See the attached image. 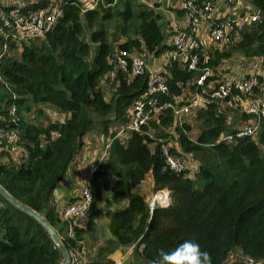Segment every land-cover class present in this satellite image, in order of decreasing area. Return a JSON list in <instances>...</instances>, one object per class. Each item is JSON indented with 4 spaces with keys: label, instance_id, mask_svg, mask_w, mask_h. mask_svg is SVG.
<instances>
[{
    "label": "trees",
    "instance_id": "obj_1",
    "mask_svg": "<svg viewBox=\"0 0 264 264\" xmlns=\"http://www.w3.org/2000/svg\"><path fill=\"white\" fill-rule=\"evenodd\" d=\"M83 1L22 2L18 9L22 15L49 6L60 10L54 25L42 37L28 42L9 36L10 27L3 24L2 16L9 18L15 6H2L0 127L14 125L10 112L14 108L25 153L14 160L0 152V186L45 217L69 254L80 250L79 242H85L86 235H94L95 221L103 216L102 202L110 207L126 199L124 207L106 212L114 239L101 245L89 264H114L109 254L119 246L135 243L143 259L153 264L158 249L170 252L185 240L197 242L210 254L212 264H226L235 253L240 259L251 256L264 264V124L254 137L216 143L219 135L234 132L236 120L243 123L250 117L233 99L234 95L245 96L233 86V95L224 99V106L212 100L186 115L184 118L193 115V121L199 122L198 135L192 140L190 127L185 120L181 125L175 123L168 104L178 105L195 90L191 81L197 71L171 61L165 67L168 90L155 95L156 103L166 106L140 130L116 136L127 122L128 109L146 89L145 76L128 75L130 56L156 58L167 49L161 27L166 17L161 12L168 15L164 5L171 0H152L150 5L139 0H116L113 4V0H101L93 8H84ZM245 1L258 12L259 20L229 43L200 52L198 67L214 70L224 63L234 64V55L264 62V0ZM175 12L184 14L183 9L176 8ZM115 50L128 54L126 71L108 62ZM111 71L116 74L113 79ZM246 75L253 74L242 76ZM255 77L261 82L262 75ZM101 80H106V88L112 90L108 100ZM260 88L255 87L252 96L257 97L258 90L264 94ZM45 107L64 116L63 121H51ZM35 110L45 122L20 116L22 111L30 114ZM93 130L103 136L92 142L100 144L105 159L87 181L92 200L83 223L73 226L72 236L62 235L58 226L66 227L67 221L59 218L53 193L84 145V137ZM53 131H58V136L51 138ZM151 143H155L153 149ZM162 145L187 161L199 162L193 178L188 170L167 168ZM108 171L114 180L107 178ZM149 172L153 192L168 189L171 199L169 205L157 206L151 212L144 197L132 191ZM61 261L59 250L41 225L0 194V264Z\"/></svg>",
    "mask_w": 264,
    "mask_h": 264
},
{
    "label": "built area",
    "instance_id": "obj_2",
    "mask_svg": "<svg viewBox=\"0 0 264 264\" xmlns=\"http://www.w3.org/2000/svg\"><path fill=\"white\" fill-rule=\"evenodd\" d=\"M23 0L22 2H25ZM101 0H84V8H93ZM116 0H113V4ZM15 5V8L9 13L12 22L9 18L2 16L3 24L10 27L9 36L19 42H28L43 36L44 32L50 29L60 15L58 6H49L45 9L29 12L22 15L18 9L23 5ZM88 2V3H87ZM169 6L175 12V9H183L184 14L179 15L176 12H171L169 9L168 15V31L165 37L167 49L159 56H163V66L153 58L152 61L147 60L142 55H132L130 76H145L146 89L138 99H136L127 111V122L118 130L117 135H125L128 131H138L141 126L147 124L149 120L154 118L166 105H158L155 95L158 93H166L168 90L165 67L169 62L176 61L188 71H197V74L191 81L195 86V90L188 94L187 98L178 105L168 104L173 111L175 123L182 124V120L186 115L192 114L199 108L206 107L209 102L215 100L221 102L224 106V99L233 95L232 87L238 89L244 98L234 95L233 99L240 103L242 112L250 115L232 134H221L216 143L233 142L243 136H255L260 126L264 124V94L257 91V97L253 95L255 87L260 88L261 82L255 77L256 75L241 76L238 80H233L230 76H224V72L229 69L227 63L221 67L212 69L208 66L198 67L199 53L210 51L218 44L224 45L231 40L238 38L241 31L257 20L259 14L251 8L245 0H238L234 5L228 6L226 10H222L217 0H205L201 4L196 3V0H171ZM177 2V3H175ZM241 2V3H240ZM91 3V4H90ZM175 3L176 7H173ZM168 7V6H166ZM164 6V8H166ZM204 27V28H203ZM1 30V29H0ZM206 33L209 36L211 43L205 46L206 37L201 36V33ZM8 37V35H4ZM6 47V46H4ZM214 47V48H211ZM199 51V52H198ZM123 51L115 50L108 57V62L113 64L115 69L122 71L127 70V57ZM205 60L207 56L204 53ZM115 72L111 71L110 78L115 77ZM237 78V77H236ZM264 89V88H263ZM249 96V97H247ZM12 122L14 125L10 127H0V152L5 151L12 159L18 160L23 154L24 149L20 143V129L16 126L14 116L15 109H10ZM58 136V131H53L51 138ZM123 137V136H122ZM162 150L165 157L167 168L174 172L186 170L185 163L179 155L172 154L167 145H162ZM102 158V157H101ZM87 180L83 183L79 191L78 198L75 203L65 207L62 211V220L67 221L68 231L72 236L73 226L81 225L86 215V211L92 200L91 193L87 187ZM170 204L168 190H160L156 192L154 197L149 200L148 208L151 212L155 207H165ZM80 250H76L69 254L70 264H89V258L85 251V242L80 241ZM237 255V261L240 264H261V260H257L251 256H244L240 259L239 253L231 254L229 258ZM240 259V260H239ZM232 260L230 263H234ZM61 264H64L61 261ZM114 264H121L117 260Z\"/></svg>",
    "mask_w": 264,
    "mask_h": 264
},
{
    "label": "crops",
    "instance_id": "obj_3",
    "mask_svg": "<svg viewBox=\"0 0 264 264\" xmlns=\"http://www.w3.org/2000/svg\"><path fill=\"white\" fill-rule=\"evenodd\" d=\"M217 4L220 5L222 10H226L228 6L234 5L238 0H217ZM22 2V0H21ZM177 3V2H175ZM241 3V2H240ZM1 4V3H0ZM13 5H16V3H13ZM2 6H7L6 4H1ZM201 36L204 37L203 33H201ZM168 37V36H165ZM209 40L205 39V46L209 45ZM157 62L154 63V66L159 65L163 66V63L165 62L163 60V56H159ZM102 86L104 85L106 87V80H101ZM49 115V114H48ZM50 116V115H49ZM62 117V121L64 116L60 115ZM61 122V121H60ZM189 131V130H188ZM199 132V127L198 130ZM198 132L194 137H191L190 131L189 135L192 140L196 138L198 135ZM103 138L102 134L99 130H93L89 132L84 137V145L82 146L81 150L74 156L73 160L68 164L66 172L64 177L62 178L61 182L59 183V186L54 190L53 193V205L55 207V210L58 213L59 218L62 220V211L65 209L66 206L73 204L76 202L78 198V194L80 189L83 186V183L85 180L92 176V173L97 168L98 165H100L104 159L101 157V151H100V144L94 142L91 143L93 138ZM99 139H97L98 141ZM90 144H94L95 148H88ZM188 163V162H187ZM194 170L188 165L186 167V170H188L189 176H193L192 174L197 169L196 164L194 166ZM107 178L111 181L114 180L111 173L107 172ZM132 191L140 194L144 197L145 200H148L152 198L156 193L153 192V178L151 173H147L145 175V178L142 180V182L135 187ZM109 195H107V198ZM127 204V200L121 201L119 204H113L112 206H105L104 202L100 204V208L102 209L103 216L96 219L95 224V233L93 236L86 235L85 236V251L88 255V258H92L98 248L101 247L106 241L114 239L112 233L109 230V222L110 219L108 215H106L107 211H113L118 208L124 207ZM60 228L62 235L70 234L68 231V226H58ZM109 258L113 260L115 263L117 260L121 261V264H149L143 257L140 255V247L137 246V244H132L129 246H119L114 249L109 254ZM228 261V260H227ZM227 264V263H226Z\"/></svg>",
    "mask_w": 264,
    "mask_h": 264
},
{
    "label": "rangeland",
    "instance_id": "obj_4",
    "mask_svg": "<svg viewBox=\"0 0 264 264\" xmlns=\"http://www.w3.org/2000/svg\"><path fill=\"white\" fill-rule=\"evenodd\" d=\"M23 1V0H22ZM142 1L144 2V1H147L148 2V4L150 3V4H152V0H139V2L140 3H142ZM0 3L1 4H6L7 6H15V5H13V3H16L17 5H20L21 4V0H0ZM1 4H0V12H1V10H2V7H1ZM149 4V5H150ZM169 4H170V2H167V5L165 4L164 6L166 7V6H168V7H166V8H164V10L165 11H169V9L168 8H170L171 9V6H169ZM173 7H176L175 6V3H173ZM171 12H174L173 11V9H171ZM163 15L162 16H165L166 18H164V19H166V23L165 24H161V27H162V30H163V32H164V34H165V36H166V34H167V31L169 30L168 29V24H169V21H168V18H169V15H166L167 13L166 12H161ZM175 13V12H174ZM204 28V27H203ZM203 35L206 37V40H209V43H211V41H210V39H209V36L206 34V33H204L203 32ZM88 38V37H87ZM211 48H214V47H211ZM10 55H11V53H10ZM147 60H149V61H152L153 60V57H147ZM233 60H236L237 62L236 63H234V64H232V63H228V64H226V67H228L229 69H227L223 74H224V76H237V77H240V76H242L243 74H253V75H262V78H260V81H261V88L260 89H263L264 88V62H263V60H261V59H253V60H245V59H241V57L240 56H236V55H234L233 56ZM105 87V86H104ZM112 91V90H111ZM111 91H110V89H107L106 87H105V89H104V95H105V99L106 100H108L109 98H110V96H111ZM45 111H46V114L49 116V118H50V120L51 121H54V122H57V121H62V117L59 115V114H57V113H55L54 111H51L50 109H49V107H45ZM230 115V121L231 122H233L234 121V118H233V114L232 113H230L229 114ZM20 116L21 117H24L25 119L27 118H31V120L33 121V122H35L34 121V118L37 120V121H43V122H45L44 121V119H43V117H41V116H39L38 117V115H37V113H36V110L35 111H33L32 113H27V112H24V111H22L21 112V114H20ZM45 116V115H44ZM33 118V119H32ZM193 119H194V116L192 115V116H190V117H188V118H184V124H186V125H188L189 127H190V135H191V137H194L195 135H196V133L198 132L197 130H198V127H199V122H195V121H193ZM241 121V120H240ZM240 121H238V120H236V126L235 127H237V126H239L240 125ZM230 123V122H229ZM173 137H174V139L176 138V135L175 134H173ZM91 143H93V142H91ZM173 143V142H172ZM154 146H155V143H151L150 145H149V147L151 148V149H153L154 148ZM96 146L94 145V144H90L89 145V147L88 148H95ZM25 153V152H24ZM183 160H185L184 161V163H185V167H188V165L192 168V170H194L195 168H194V166H195V164H196V167L197 168H199V162L197 161V163L195 162V161H193V160H188L187 161V159H185L184 157H181ZM188 162V163H187ZM196 171H197V169L194 171V173L192 174L193 176H194V174L196 173ZM93 174V173H92ZM193 176H191L192 178H193ZM89 180V178L87 179V181ZM152 197H154V196H152ZM151 199V198H150ZM150 199H148V200H146V203H147V206H148V203H149V200ZM96 228V227H95ZM232 260H234L235 262H237L238 263V261H237V255H234V256H232L231 258H229V260L227 261V264H232V263H230V262H232ZM239 264V263H238Z\"/></svg>",
    "mask_w": 264,
    "mask_h": 264
},
{
    "label": "clouds",
    "instance_id": "obj_5",
    "mask_svg": "<svg viewBox=\"0 0 264 264\" xmlns=\"http://www.w3.org/2000/svg\"><path fill=\"white\" fill-rule=\"evenodd\" d=\"M241 124L242 123L240 122V125ZM237 127L234 128V131L237 129ZM168 192L170 197V191L168 190ZM153 264H212V261L210 254L207 251H203L197 242L185 240L170 252L165 251L163 248L158 249L157 259L153 261Z\"/></svg>",
    "mask_w": 264,
    "mask_h": 264
},
{
    "label": "water",
    "instance_id": "obj_6",
    "mask_svg": "<svg viewBox=\"0 0 264 264\" xmlns=\"http://www.w3.org/2000/svg\"><path fill=\"white\" fill-rule=\"evenodd\" d=\"M0 194L7 199L12 205L17 207L18 209L22 210L26 214L30 215L37 223L41 225V227L46 231L52 242L55 244L57 249L59 250L61 254L62 261L64 264H70V256L69 252L67 250V247L62 242L58 234L55 232V230L52 228V226L49 224V222L46 220L45 217L38 214L33 209L29 208L28 206H25L18 202L14 197H12L2 186H0Z\"/></svg>",
    "mask_w": 264,
    "mask_h": 264
}]
</instances>
